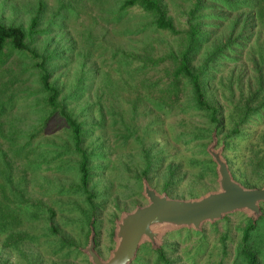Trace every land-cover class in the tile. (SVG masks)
Here are the masks:
<instances>
[{"label": "rangeland", "instance_id": "rangeland-1", "mask_svg": "<svg viewBox=\"0 0 264 264\" xmlns=\"http://www.w3.org/2000/svg\"><path fill=\"white\" fill-rule=\"evenodd\" d=\"M113 1L103 0L107 2L103 5L100 0H0V20L5 24L27 29L38 14L35 33L27 43L47 58L49 81L59 90V102L82 124L81 146L89 154L88 189L96 208L95 249L103 258L114 246V219L121 211L146 203L140 194L146 154L152 162L149 178L158 191L168 175L173 197L196 196L217 187L213 174L204 172L202 143L190 133L193 122L205 123L192 109L190 96L185 95L174 108H163L152 99L162 85L163 68L131 76V68L119 63L124 51L142 52L152 38H157L153 42L156 51L166 52L175 48L176 39L151 27L133 30L132 25L143 23L137 10L115 21ZM164 1L177 30H185L190 20L199 23L201 38L192 61L196 68L215 43L229 45L210 61L203 75L207 98L220 105L229 128L230 115L255 85L254 59L264 68V25L249 2L236 4L237 0L234 6H224L220 1L201 0L191 15L195 0ZM237 15L241 18L232 25ZM4 55L0 102L6 109L0 113L4 132L0 147L5 149L9 143L4 137L10 121L21 128L37 125L39 134L26 147L32 152L16 159L13 170L14 213L29 242L18 250L3 248L7 231H0V264H89L83 252L74 250L75 245L87 244L90 207L77 186L78 157L71 151L69 132L59 115L47 118L42 111L38 61L9 48ZM10 100L13 105L8 108ZM259 116L244 125L242 147L227 151L237 174L250 175V162L255 160L251 143L255 154L264 153V117ZM243 162L249 167L244 169ZM244 226L243 217L231 214L227 221L206 223L202 234L167 233L160 244L171 264H232ZM251 234L264 264V220ZM62 236L67 241L61 242ZM138 253L135 264H159L147 247Z\"/></svg>", "mask_w": 264, "mask_h": 264}, {"label": "trees", "instance_id": "trees-1", "mask_svg": "<svg viewBox=\"0 0 264 264\" xmlns=\"http://www.w3.org/2000/svg\"><path fill=\"white\" fill-rule=\"evenodd\" d=\"M103 5L107 2L100 0ZM201 0H195V7L191 10V15L195 13L197 7L200 5ZM223 3L224 6L235 5L237 0H215ZM239 3L249 4L254 10L255 17L260 23L264 25V0H239ZM249 2V3H248ZM114 8L113 19L118 21L128 12L137 10L139 19L143 22L142 25H132V29H136L137 32L141 30L147 31L150 27L154 32L162 34H170L176 39L175 48L172 46L168 52L165 50H157L154 47L153 42H157V38H152L146 42L145 49L142 52L136 53L134 48L124 51L120 57V65H127L131 69L129 72L131 76H138L140 73L145 75L146 70L150 69L156 71L158 68H163L162 85L159 87L156 95L151 94L152 99L163 108H174L178 106L184 99L185 95L190 96L191 107L197 115L202 116L205 123L199 124L197 121L191 124L190 133L192 138L201 142L202 154L204 156V172L210 171L214 174V163L211 161L210 156L206 152V146L212 140V133L215 132L217 137V144H224V155L227 159L231 172L235 179L246 186H256L259 182L264 180V153L261 156L255 154L253 150V144L250 145V152L255 156L254 162H250L252 170L250 175L237 174L236 169L232 168L231 159L227 154L228 150H239L242 147V140L246 135L244 125L249 123L252 119H258L260 113L264 117V68L254 59L255 73L254 81L255 85L250 86L248 93L245 96L242 105L237 111H234L230 115L229 121L233 120L229 128L225 126V119L222 114V108L220 105L207 98L204 88V70L211 63L210 61L225 48H229V45L223 47L225 44H221L219 41L214 44L213 49L208 53L207 58L204 60L199 68H196L192 61L196 48L199 45L201 38V29L198 22L190 20L186 25V29L183 31L177 30L172 18L169 16L166 3L164 0H114L111 4ZM40 11V8H39ZM240 15V14H239ZM237 15L232 25H236L241 16ZM194 21V22H193ZM38 24V14L32 16L29 21V26L24 29L21 25L5 24L0 20V65L5 61L4 50L9 48L10 51H16L19 53L27 54L32 60L38 61L39 76L38 83L40 89L44 93V99L42 100V111L47 114V118L52 115H59L66 126L69 134V140L72 145L71 151L78 157L77 172H78V188L85 195V199L90 207V212L87 218V236L89 234L90 225L95 228L96 222V208L92 202L93 195L88 189L89 185V154L82 148L83 142V128L81 122H79L72 114L70 109H66L58 100L59 90L49 81L50 73L46 68V60L41 53L33 48H29L27 38L35 33V27ZM4 56V57H3ZM147 72V73H148ZM139 73V74H138ZM137 74V75H136ZM0 96H2L0 94ZM12 100V99H11ZM11 100L7 103V107H12ZM10 103V104H9ZM6 109L4 102H0V113ZM261 119V118H260ZM264 119V118H263ZM45 123V122H44ZM44 123H41L43 125ZM0 123V136L3 137L4 132ZM226 128V130H225ZM39 134L38 126H28L21 128L15 121L8 122L4 139H7L9 143L7 148L2 149L0 147V231H7L4 239H2L3 248H12L18 250L24 242H29L28 234L26 231L19 230L20 222L18 216L14 213L13 204L15 183L13 178V170L15 160L20 156L28 157L31 150L26 151V147L32 144V140ZM189 135V132L188 134ZM26 140L25 143H21V140ZM264 141V134L262 135ZM205 141V142H203ZM146 154V153H145ZM145 167L142 169L140 176V186H142V178L145 177L148 183L153 185L149 178V173L152 168V162L148 155L144 156ZM31 164L38 163L30 160ZM243 167L246 169L249 165L243 162ZM238 171V170H237ZM172 174V173H171ZM254 177V178H252ZM171 175H168L161 185L162 189L172 196L168 188L171 186ZM17 205V203H16ZM264 203L261 204L263 208ZM263 210V209H262ZM53 214L54 212L51 211ZM245 220V226L240 232L239 244L236 249L237 260L232 264H262L258 250H256L257 242L253 239L251 231H253L258 222L264 220V215L259 217L256 221H252L250 218H246L240 213ZM232 214V215H235ZM264 214V212H263ZM229 217V216H228ZM228 217L221 221H227ZM218 223V222H216ZM185 230V229H184ZM183 231V230H180ZM177 231V232H180ZM193 232L195 234H202L201 232ZM57 232V230H55ZM65 237V236H64ZM63 236L60 238L61 242L67 241ZM74 250L81 254V246L75 245ZM146 249V246L141 247ZM148 248V247H147ZM256 248V249H255ZM140 249V250H141ZM139 250V252H140ZM148 250H150L148 248ZM199 250H202L200 247ZM156 258L159 264H171L170 260L164 253V247L159 250H150ZM133 262L135 264L138 259ZM218 264H223L218 262Z\"/></svg>", "mask_w": 264, "mask_h": 264}, {"label": "water", "instance_id": "water-1", "mask_svg": "<svg viewBox=\"0 0 264 264\" xmlns=\"http://www.w3.org/2000/svg\"><path fill=\"white\" fill-rule=\"evenodd\" d=\"M214 163L215 189L190 197H173L152 187L142 178L140 194L145 204L123 210L114 219L113 242L107 257L95 249V228L90 225L87 244L80 248L89 264H133L141 247L156 251L163 247L167 233L188 230L201 232L203 226L240 213L252 221L263 216L264 182L260 187L246 186L234 178L224 155V144H217L215 132L206 146Z\"/></svg>", "mask_w": 264, "mask_h": 264}]
</instances>
